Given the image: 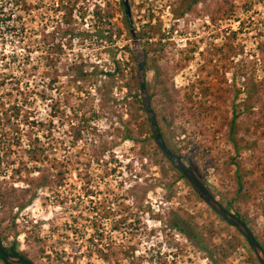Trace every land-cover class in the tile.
<instances>
[{
	"label": "rangeland",
	"instance_id": "obj_1",
	"mask_svg": "<svg viewBox=\"0 0 264 264\" xmlns=\"http://www.w3.org/2000/svg\"><path fill=\"white\" fill-rule=\"evenodd\" d=\"M27 1L35 8L20 14L23 38L0 27V76L5 79L0 103L22 102L27 95L21 113L29 111L43 123L35 133L44 142L53 140L58 160L26 161L25 167L37 165L40 172L21 176L11 172L24 169L15 162L0 176V192L5 193L0 203L2 245L14 246L33 264H256L247 249L233 242L229 246V237L242 242L238 233L186 179L159 162L149 132L137 133L134 118L144 129L149 122L132 106V95L140 93L136 61L143 56L151 108L162 122L168 148L188 156L200 180L222 201L234 197L228 174L235 168L224 175L223 165L235 156L227 141L231 100L238 91L235 103L241 111L246 90L255 83L235 135L240 145H250L236 159L247 174L251 198L246 203L236 200L235 206L264 237V0H197L179 17V8L192 0H127L130 18L119 6L124 0ZM61 1L67 10L60 8ZM70 8L65 25L61 18ZM104 14L112 16L113 44L99 36ZM131 28L138 45L132 43ZM65 29L76 36L61 37L59 31ZM57 44L63 54L56 52ZM49 45L51 60L41 61ZM24 48L30 58L22 64ZM12 53L18 60L2 62V55ZM112 54L123 65L122 73L100 102L96 88L81 83L80 90L73 79L76 69L90 73L111 68ZM74 61L77 67L71 66ZM10 88L25 94L16 96L14 91L15 97L8 98ZM127 129H135L137 141L123 139ZM78 131L81 138L75 142ZM50 168L67 169L57 190L25 192L28 183L48 175L41 170ZM176 217L189 236L173 227ZM193 234L202 236L201 248ZM130 247L135 252L126 258L123 250ZM224 249L228 255L220 258L218 252Z\"/></svg>",
	"mask_w": 264,
	"mask_h": 264
},
{
	"label": "trees",
	"instance_id": "obj_2",
	"mask_svg": "<svg viewBox=\"0 0 264 264\" xmlns=\"http://www.w3.org/2000/svg\"><path fill=\"white\" fill-rule=\"evenodd\" d=\"M197 0H192L190 2H186L184 5H182V7L179 8V12L176 14L177 17L183 15L188 8L190 7V3L192 4L193 2H196ZM66 5V3L62 2L60 3V8H63L64 10L67 8L64 7ZM119 6L124 8V1L119 2ZM7 8V9H6ZM30 8H35V5H29L27 0H0V27L4 26L6 27L7 32H10L13 35H17L19 38H23L24 32H25V26L22 23V16L20 14H24V13H29L30 12ZM14 11H19V13H16L15 15H13ZM72 14V9L70 8V10H68V12H64L62 15L63 19L61 22H63L65 25H69V19L71 17ZM103 18V22L101 24L102 30L99 36L103 37L105 41L113 44L114 43V35H115V31L113 29V27H110L111 25V20H112V16L111 15H106L104 14ZM99 18L97 17V20ZM18 24H21L18 25ZM17 26H20L19 28ZM106 26V27H105ZM109 26V27H108ZM105 27V28H104ZM97 30H100V26H96ZM59 35L61 37H65L66 35H69L70 37L76 36L73 33L72 29H65V30H60L59 31ZM231 36H235L234 32H231ZM44 39H48V36H46L45 34L43 35ZM25 39V37H24ZM19 42V41H18ZM223 46H227V44H223ZM29 48V47H28ZM26 48H24L23 54H21V62L22 64L25 63L26 61H29L30 58V51L29 54H26ZM56 52L58 51L59 54H63L62 51V45L61 44H57L56 45ZM146 55V53H145ZM42 57H40L39 59H41V61H49L51 60V45L48 46L47 50L45 51V55H41ZM17 55H15V53H12L11 55H2L1 60L2 62L4 60L10 59L12 61L18 60L17 59ZM132 60H134L131 57ZM112 67L104 70V71H91L90 73L88 72H84L82 69H76V73L74 75V83L75 81L78 82V84L83 83L84 85L87 84L88 86H93L95 89V91L98 93L99 96V100L100 102L104 101V99L106 98L104 95L105 89L108 87H112L113 85V80L116 79V76L119 73H122V67L123 65L120 64L118 61L115 60L114 55L112 54ZM125 65L128 66V64L126 63ZM3 66H7L9 68V63H5ZM71 66H75L77 67L76 61H74V63ZM143 66H144V71H146V61H143ZM137 65H136V71H137ZM130 72H132V69H130ZM89 74V75H88ZM6 76V74H5ZM9 76H13V75H9ZM93 76H98V78H93ZM4 77L0 76V85H2L5 79H3ZM14 80V79H12ZM136 81H137V88L138 91L140 92L139 89V84H138V74L136 72ZM15 86V85H14ZM78 89L82 88V84L81 86L78 85ZM145 87L146 90L148 92V86L147 83L145 81ZM16 88V87H15ZM48 89H51V79L49 80ZM9 90L8 95L6 94V97L10 98V96H22L25 93L23 92V90H19V89H6ZM16 92L15 95L13 92ZM87 92V91H86ZM87 94H89L87 92ZM246 98L244 100L243 103H241V106H243L242 110L240 111V105L238 106L235 103V100L237 98L238 95V91L235 92V94L233 95L232 98V104H233V111H232V117L230 118L229 122H228V144L231 146L232 150L235 152V156H230L228 158L227 161H224L223 165L225 166V172L224 175L229 172L231 170V168H235L233 173L230 175L228 174V180L231 183V186L233 187V192H234V197L231 200H222V201H218L221 206L225 209L226 212L230 213L234 218L240 220L245 226H247L250 230V232L252 233L255 241L258 243V245L260 246L261 250L264 253V237L257 235L252 228L250 227V222L249 220L244 217L241 213V210L239 207L235 206V201L236 200H240V201H244L249 202L251 195H250V191H249V187H248V180L247 178V174L244 173L241 169V165L240 162L236 159V155L240 154L241 152H243L244 150L249 149L250 145L248 143H245L244 145H240L238 138L235 137V135L237 134V130H238V119L241 115L242 112H245L249 109V105H248V100H250L252 98V96L255 94V83L251 82V85L248 87V90H246ZM26 98H23L24 100L22 102H10L5 104L3 102L0 103V126L2 128L1 133H0V176H3L2 178H4V176L7 174L8 172V167L13 165L15 162L19 165H23L24 169L22 171V167H17L15 169H12V174L14 176H21L22 172H40L39 168L37 165H35V167L33 169H29L26 166L25 162L27 161L28 163H34V164H41L45 161H49L51 162V164L55 161L58 160V157L56 156V154L54 153V144H53V140H48L46 142L43 141L42 136H40L39 134H36L35 132L38 131V126H42V122L37 121V119H35L32 116V113H29V111L24 112L25 114H22L21 112L24 110V108L26 107L25 105H27V103H25L27 101V95H25ZM150 98V102H151V96L149 95ZM9 100V99H8ZM25 104V105H24ZM30 104V103H28ZM132 106H136V110L139 112H144L143 110V104H142V97L140 93L134 94L132 95ZM51 108V106H50ZM154 111V110H153ZM156 117V123L160 132V135L165 143V145L167 146V143L165 141V136L164 133L162 132V128H161V124L159 122V119L157 116ZM164 122V121H163ZM164 124V123H163ZM134 126L135 129L137 131V133L139 134H144L146 133V131L149 132L150 136L149 138L154 141V137L153 134L151 132L150 126L147 129H144L143 125L138 123L137 118H134ZM25 128V130L23 129ZM135 129H127L126 132L123 135V139L124 140H129V141H137L135 139V133L134 130ZM5 130H10V134L7 133ZM82 131V130H81ZM80 131L77 132V137L74 138V141L77 142V140H80L81 137L79 134ZM155 143V142H154ZM168 147V146H167ZM157 148V147H156ZM169 151L175 155H177L182 161H185L184 163H186L188 169L195 175V177L199 180V182L203 185V187H205V189H207V191L210 192V190L208 189V187L200 180L199 176V172L197 170L196 165H194V163L192 162V160L190 161V159H188V156H182L179 152L180 151H173L172 149L168 148ZM157 150L159 151V149L157 148ZM50 152V153H49ZM161 158L159 159L160 163H164L167 165V169L177 172L180 176V178L183 176L181 175V173L177 170V168L172 164V162L170 160H168L160 151H159ZM49 156H51V158H49ZM65 158V157H64ZM184 159V160H183ZM44 170V169H43ZM41 170V172H45L48 173L47 176H43L41 177L40 181H38V183L36 182H30V184H27V188H25V192L28 191H38V190H42V189H46V190H51V192L53 190H57L58 187H60L63 183V177L66 174V170L64 171H52L51 168L50 169H45L44 171ZM51 171V173H50ZM54 172V173H53ZM51 180V181H49ZM49 182H51V185H49ZM54 184V185H53ZM173 185L171 184L170 187H172ZM13 190V186L10 187ZM211 193V192H210ZM4 195L5 193L0 192V203H3L4 200ZM211 195L216 198L215 194L211 193ZM198 197L203 200L199 195ZM33 200V197L29 198L28 201H26V203H24L25 205H29ZM214 214H216L214 212ZM223 221V220H222ZM226 223V222H225ZM229 227H231L232 229H234L238 235L242 238V242L233 239L232 237H229V246L233 247L232 245H238V246H242L245 249H247L250 252V255L252 258H250V261L252 263H256L258 264V261L256 260L254 254L252 253L251 247L247 241V239L238 231L236 230L231 224L226 223ZM173 227L187 235V231L183 228V220L179 219L178 217L175 218L174 222H173ZM191 236V235H190ZM194 240L197 241V244L199 246V248L202 247L201 245V237L198 234H193L191 236ZM233 242V244H232ZM3 251L9 255H13V256H19V257H23L25 258L19 251L16 250V248L14 246H11L9 248H6L4 246H2ZM205 251V253L207 254V249H203ZM135 249L134 247H130L127 248L126 250H123L124 256L126 258H132V253L134 254ZM218 254L220 255V258H226L228 255V251H226V249L220 250L218 252ZM134 256V255H133ZM213 253L210 252L209 253V257L212 259L213 257ZM29 261V260H28ZM31 264H33L31 261H29ZM0 264H25L24 262H11L9 260H7L6 258H4V256L0 253Z\"/></svg>",
	"mask_w": 264,
	"mask_h": 264
},
{
	"label": "water",
	"instance_id": "obj_3",
	"mask_svg": "<svg viewBox=\"0 0 264 264\" xmlns=\"http://www.w3.org/2000/svg\"><path fill=\"white\" fill-rule=\"evenodd\" d=\"M125 14L130 18V9L127 0H124ZM130 34L132 37V43L138 45V40L136 38L134 30L130 29ZM138 69V84L140 89V94L142 97V104L144 113L148 119L151 132L154 137V142L159 151L172 162V164L181 173L184 179L191 185L195 192L203 199V201L211 208L216 215L226 223L231 224L236 230H238L248 241L251 250L258 261L259 264H264V253L261 250L258 243L255 241L249 228L245 226L240 220L234 218L230 213L226 212L221 204L215 199L205 187L199 182L195 175L188 169V167L183 163V161L175 154L171 153L168 147L165 145L157 123L155 113L152 111L150 98L145 87V75L143 66V56H138L136 61ZM2 242L0 240V253L11 262H24L25 264H31L27 259L19 256H13L5 253L2 248Z\"/></svg>",
	"mask_w": 264,
	"mask_h": 264
},
{
	"label": "flooded vegetation",
	"instance_id": "obj_4",
	"mask_svg": "<svg viewBox=\"0 0 264 264\" xmlns=\"http://www.w3.org/2000/svg\"><path fill=\"white\" fill-rule=\"evenodd\" d=\"M26 259V258H25ZM28 260V259H27Z\"/></svg>",
	"mask_w": 264,
	"mask_h": 264
}]
</instances>
